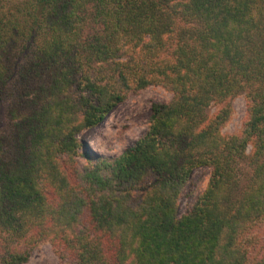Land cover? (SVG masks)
Listing matches in <instances>:
<instances>
[{
	"label": "trees",
	"instance_id": "trees-1",
	"mask_svg": "<svg viewBox=\"0 0 264 264\" xmlns=\"http://www.w3.org/2000/svg\"><path fill=\"white\" fill-rule=\"evenodd\" d=\"M153 85L174 97L146 134L87 152L80 134ZM2 104L0 264L43 242L62 264H264V0H0Z\"/></svg>",
	"mask_w": 264,
	"mask_h": 264
},
{
	"label": "rangeland",
	"instance_id": "rangeland-1",
	"mask_svg": "<svg viewBox=\"0 0 264 264\" xmlns=\"http://www.w3.org/2000/svg\"><path fill=\"white\" fill-rule=\"evenodd\" d=\"M174 97L173 92L163 86L153 85L140 91H131L127 99L114 110L99 126L86 130L80 134L87 152L97 156L119 157L125 150L143 137L149 127L151 107L154 103H169ZM247 98L241 94L234 99L233 114L230 121L222 128L225 136L241 134L247 117ZM221 109V105L214 104L209 110V116L214 117ZM6 104L0 105V131L8 130V121L5 116ZM249 153L252 149L249 148ZM81 164L86 160L79 159ZM212 171L201 168L195 171L184 188L180 198V213L185 214L196 202L200 194L208 187ZM250 176V168L245 167L243 179ZM264 243V230L261 232ZM261 254V250L257 254ZM26 264H62L49 242L41 243L34 251Z\"/></svg>",
	"mask_w": 264,
	"mask_h": 264
}]
</instances>
